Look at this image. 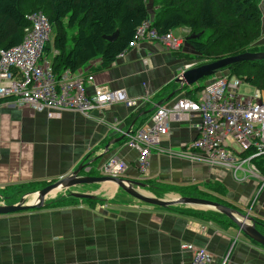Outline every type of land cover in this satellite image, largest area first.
I'll use <instances>...</instances> for the list:
<instances>
[{
	"label": "crops",
	"instance_id": "0c3cea01",
	"mask_svg": "<svg viewBox=\"0 0 264 264\" xmlns=\"http://www.w3.org/2000/svg\"><path fill=\"white\" fill-rule=\"evenodd\" d=\"M258 2L263 34L256 44L264 46V0ZM173 33L184 41L178 50H168L158 41H141L107 67L99 68L101 61L97 59L84 67L95 74L99 84L124 90L133 98H149L138 110L113 103L93 110L90 117L64 111L59 118H50L46 111L0 103V189L15 191L29 184L34 191L41 188L38 183L57 181L92 160L89 166L97 175L85 172L89 166L83 174L102 176L100 168L113 156L127 163L123 177L139 180V152L128 145L127 136L109 152L102 151L108 142L125 134L136 119L132 132L151 125L155 111L147 117L142 114L157 103L172 95L164 105L170 104L201 85L200 79L182 87L174 85L185 67H197L201 61L186 39L190 29L180 27ZM87 91L92 93L93 87L87 85ZM134 114L138 115L131 121ZM200 123L198 114L170 122L161 148L153 150L147 180L157 191L220 182L227 187L225 199L254 216L264 231V187H258L256 179L236 181L228 169L172 154L198 136ZM91 186L94 188L81 192L96 195L94 199L99 201L94 204L73 202L69 194L41 209L0 215V264H191L192 252L182 248L186 243L209 250L213 260L207 264H264V246L228 219L190 215L130 200L114 183ZM107 190L112 192L110 196L104 195ZM105 199V203L100 202Z\"/></svg>",
	"mask_w": 264,
	"mask_h": 264
},
{
	"label": "built area",
	"instance_id": "2783aa9c",
	"mask_svg": "<svg viewBox=\"0 0 264 264\" xmlns=\"http://www.w3.org/2000/svg\"><path fill=\"white\" fill-rule=\"evenodd\" d=\"M27 18L31 25L25 29L22 42L0 50V103L46 111L48 117L59 118L64 111H77L90 117L93 110L105 109L113 103L138 110L150 101L99 84L95 74L84 68L76 72L67 68L60 75L56 73L52 59L59 52L55 50L49 58L45 50L51 40L49 19L42 11L33 12ZM153 20H145L138 26L133 45L158 41L168 50L180 49L183 39L173 31L159 33ZM243 83L240 77L223 71L210 78L195 97L182 96L158 107L151 116V125L136 128L127 135L128 145L139 152V180H147L153 150L161 148L170 131V122L198 114L201 118L198 136L185 148L170 150L172 154L208 167L228 169L236 181L256 179L258 187L263 188L264 175L252 160L264 156V89L255 87L254 96L245 95L240 92ZM87 85L93 87L92 93L87 91ZM126 169L127 163L113 156L100 171L103 175L123 177ZM182 248L192 252L191 264H207L213 260V254L206 248L192 243L183 244Z\"/></svg>",
	"mask_w": 264,
	"mask_h": 264
},
{
	"label": "trees",
	"instance_id": "16d2710c",
	"mask_svg": "<svg viewBox=\"0 0 264 264\" xmlns=\"http://www.w3.org/2000/svg\"><path fill=\"white\" fill-rule=\"evenodd\" d=\"M148 2L149 0H0V50L20 44L25 29L31 25L27 16L42 11L55 32L53 44L59 54L53 57L52 64L54 71L59 75L67 68L73 72L79 71L96 59L101 61L99 68L109 66L133 45L138 26L150 18H154L153 26L159 33L188 27L189 35L201 34L199 38L188 40L200 58L199 66L246 52L264 51V46L256 44L263 34L262 12L258 0H162L160 4L158 0H154L155 6L160 5L154 17ZM69 30H73L70 48ZM208 31L210 33L205 36ZM115 33L117 36L113 41L106 38ZM45 50H49V44ZM223 70L232 76L240 77L244 83L264 89V60L239 61ZM204 86L205 84L196 85L187 92V96L195 97ZM137 115L134 114L131 121ZM252 162L264 175V156L254 158ZM90 173L97 175L93 169ZM143 182L149 185V189L154 188L152 181ZM210 183L207 184L206 191L196 186L177 190L181 194L205 195L239 209L222 198L227 194L225 185L217 181ZM16 190L24 193L22 188ZM10 195L7 191H0L1 197ZM68 197L73 202L86 200L94 204L99 201L79 199L70 195ZM61 199L48 202L46 206L59 203ZM106 201L105 199L100 202ZM168 209L190 215L209 216L217 220L218 217L223 218L215 211L188 207Z\"/></svg>",
	"mask_w": 264,
	"mask_h": 264
},
{
	"label": "water",
	"instance_id": "95a60500",
	"mask_svg": "<svg viewBox=\"0 0 264 264\" xmlns=\"http://www.w3.org/2000/svg\"><path fill=\"white\" fill-rule=\"evenodd\" d=\"M201 34H191L186 39L199 38ZM117 36V33L106 36L109 41H113ZM258 61L264 60V51L260 52H246L240 55L222 58L213 62H208L203 65L187 69L179 74L175 80L174 85H180L181 87L187 82L194 83L199 79L207 76L216 74L219 70L224 69L230 64L239 61ZM172 96V95H170ZM166 100L157 103L154 107L147 110L142 114V117H147L152 114L158 107L163 106L165 103L170 101L171 97ZM137 120V119H136ZM136 120L127 129L126 133L117 137L116 139L108 142L103 153L109 152L112 147L116 146L120 141L126 138L132 132V128ZM93 161V160H92ZM92 161L80 164L71 173L64 176L63 178L49 183L37 190L23 193L16 200L12 202H1L0 203V215L27 211L31 209H41L45 207L48 202L55 199L58 194L69 192L70 196L80 199H94L96 195L84 192H74L73 188L83 185L103 184V183H114L117 185L121 192L125 193L132 199L141 203L158 206L164 209L172 207H188L195 209H202L208 211H215L220 213L231 223L238 227L239 231L244 233L250 239L256 243L264 246V232L259 229L260 223L257 219L248 214L240 211L239 209L233 208L229 205L223 204L217 200L210 199L203 196L192 195V194H170V195H154L147 192H143L141 189L149 188V185L142 180L128 179L125 177H113L109 175L93 176L83 174ZM2 200L8 199V197H1Z\"/></svg>",
	"mask_w": 264,
	"mask_h": 264
},
{
	"label": "rangeland",
	"instance_id": "374dc122",
	"mask_svg": "<svg viewBox=\"0 0 264 264\" xmlns=\"http://www.w3.org/2000/svg\"><path fill=\"white\" fill-rule=\"evenodd\" d=\"M160 1L162 2V0H158V2H159V4H160ZM159 4H156V6H155V3H154V0H149V2H148V6H149V9H150V11H151V13H152V16L154 17L155 16V12L157 11V9H159V7H160V5ZM178 29V28H177ZM176 30V29H175ZM210 33V31H208L207 32V34L205 35V36H207L208 34ZM72 34H73V30H69V42H68V46H69V48L72 46V39H71V36H72ZM54 37H55V32H54V30L52 29V32H51V40H50V42L48 43L49 44V50L46 52L47 53V56L49 57V58H51V57H53V53H54V51H55V49H54V44H53V40H54ZM226 68V67H225ZM224 68V69H225ZM224 70L221 68V70H219L218 72H223ZM217 72V73H218ZM215 74H213V75H211V76H214ZM211 76H207V78H205L204 77V79H200V81L198 82L199 84H205L206 82H207V79L209 80V77H211ZM240 92L242 93V94H245V95H249V96H254L255 95V92H256V89H255V87H253L252 85H250V84H248V83H243L242 85H241V87H240ZM92 169L93 170H95L93 167H88L87 169H86V173H90L91 171H92ZM50 182H53V181H44V182H40V183H38L39 184V187L41 186H44L43 184H46V183H50ZM210 182H212V183H214V182H216V181H208L207 183H204L203 185H202V187H201V189H205V191L207 190V184H211ZM259 185H260V182H259ZM165 186V185H164ZM28 187H30L31 189H27ZM38 187V186H37ZM79 187V186H78ZM196 187H200L199 185H196ZM34 187H33V185H29L28 184V186L26 187V188H22V190L24 191V192H28V191H31L32 189H33ZM89 188H94V186H80L79 188H76V189H72V191H74V192H81L82 190H84V191H86V190H88ZM177 189H183V190H187L186 188H176V190H173V189H169V188H167V187H162L161 188V190H152V189H141L143 192H147V193H150V194H154V195H170V194H179V192L177 191ZM189 189V188H188ZM191 190V189H190ZM0 191L1 192H5L6 190L5 189H0ZM7 193H15L16 195H14V196H10L8 199H6V200H2L1 198H0V203L1 202H10V201H12V200H15L17 197H19L22 193H19V190H15V191H7ZM117 193H119V192H117ZM116 193V194H117ZM112 194V192L110 191V190H107L105 193H104V195L105 196H110ZM12 195V194H11ZM62 195L64 196L65 195V197H67L68 195H69V192H64V194H62V193H60V194H58V196L55 198V199H59V198H62ZM67 195V196H66ZM192 195H198V194H192ZM116 196V195H115ZM198 196H203V197H207V196H205V195H198ZM125 197H127V195L125 196ZM128 198V197H127ZM207 198H210V197H207ZM222 198H224L225 199V196H222ZM129 199L131 200V198L129 197ZM210 199H212V198H210ZM215 200V199H214ZM230 202V201H229ZM218 219H220V220H224V219H226L224 216H223V218H220V217H218ZM229 221V220H228Z\"/></svg>",
	"mask_w": 264,
	"mask_h": 264
}]
</instances>
